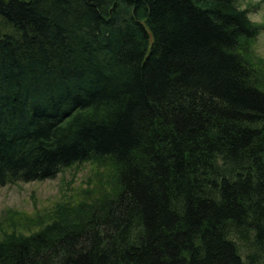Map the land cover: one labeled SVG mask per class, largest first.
Segmentation results:
<instances>
[{
	"label": "trees",
	"instance_id": "obj_1",
	"mask_svg": "<svg viewBox=\"0 0 264 264\" xmlns=\"http://www.w3.org/2000/svg\"><path fill=\"white\" fill-rule=\"evenodd\" d=\"M241 0H0V188L99 183L0 220V264H264L262 25Z\"/></svg>",
	"mask_w": 264,
	"mask_h": 264
},
{
	"label": "rangeland",
	"instance_id": "obj_2",
	"mask_svg": "<svg viewBox=\"0 0 264 264\" xmlns=\"http://www.w3.org/2000/svg\"><path fill=\"white\" fill-rule=\"evenodd\" d=\"M240 2L243 8L249 6L251 20L263 27L255 50L264 58V0ZM5 29L0 26V30ZM99 180L97 167L92 163H84L62 171L54 179L9 184L0 188V220L10 211L27 217L44 213L53 208L64 194L71 195L72 190L87 188L91 184L99 183Z\"/></svg>",
	"mask_w": 264,
	"mask_h": 264
}]
</instances>
